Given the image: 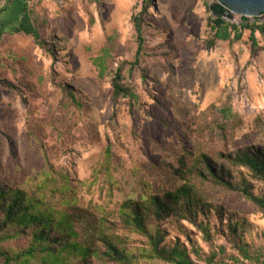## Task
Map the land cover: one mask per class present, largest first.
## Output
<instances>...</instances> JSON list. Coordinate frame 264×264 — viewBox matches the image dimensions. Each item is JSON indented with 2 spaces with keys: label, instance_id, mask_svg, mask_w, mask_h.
<instances>
[{
  "label": "rangeland",
  "instance_id": "374dc122",
  "mask_svg": "<svg viewBox=\"0 0 264 264\" xmlns=\"http://www.w3.org/2000/svg\"><path fill=\"white\" fill-rule=\"evenodd\" d=\"M214 4L223 5L152 0L142 12V0H67L62 8L28 0L38 42L12 22L0 39V186L20 185L38 197L52 196L46 190L53 188L55 199L45 198L53 206L69 198L59 192L66 178L75 230L91 223L141 249L146 238L123 229L118 207L186 184L192 206L181 200L160 220L149 215L151 229L164 235L161 245H183L195 264H239L234 244L242 240L264 262V214L210 178L202 159L264 198V182L231 160L264 150V37L256 33L252 48L243 29L239 41L210 45L207 6ZM223 6L228 24L264 22V14L243 18ZM135 15L143 43L134 64ZM117 69L134 99L113 102ZM27 233L0 240V248H27ZM211 253L218 256L207 263ZM91 263L104 264L98 257Z\"/></svg>",
  "mask_w": 264,
  "mask_h": 264
},
{
  "label": "trees",
  "instance_id": "16d2710c",
  "mask_svg": "<svg viewBox=\"0 0 264 264\" xmlns=\"http://www.w3.org/2000/svg\"><path fill=\"white\" fill-rule=\"evenodd\" d=\"M98 3L99 0H87ZM152 0H142V12L150 7ZM207 10L214 16L209 19L210 29L213 30V38L210 41H239L242 30L250 31L249 41L252 48L257 46L255 34L264 37V22L254 23L250 26L240 27L226 23L224 16H229L223 5L214 4L207 6ZM212 18V17H211ZM245 18V17H243ZM141 15L132 18L134 31L137 35V50L135 62L142 50V25ZM208 24V25H209ZM32 36L36 42L39 40L38 30L32 23L29 13L25 11L20 23L14 30ZM3 26L0 25V39L4 35ZM120 69H117L112 79V100L119 98H135L134 93L122 83ZM109 152V149H107ZM206 174L219 185L239 192L264 214V198L254 195L249 186L240 187L227 179L223 173L215 169L205 157H202ZM232 161L240 167L246 168L253 177L264 182V150H253L235 155ZM41 189L45 190V186ZM52 196H45L40 191L39 197L36 192L27 194L25 189L17 187L0 186V240L6 241L10 237H18L29 230L30 236L27 248L16 252L0 248L1 264H71V260H81V264H92L93 257L102 259V262L112 264H136L140 259H146L153 264H195L186 247L175 244L171 248L163 247L164 239L160 229H151L148 218L153 215L157 220L169 215L171 204L183 200L185 204L192 206L191 188L186 184L179 187L175 192H167L163 197L148 196L143 202L127 201L118 207L116 213L123 229L129 233L137 234L146 238V246L141 249H130L125 244V239L113 234L105 228L90 225L83 229L82 233L75 230L73 214L74 200L73 187L65 178V184L59 192L69 194V198L63 197L60 205H49L45 198L55 199L53 188L46 192ZM58 191V190H57ZM47 195V194H46ZM73 218V219H72ZM200 229V225H199ZM206 237V229L203 230ZM234 247L238 254L236 262L239 264H263L259 254L250 253L242 240L237 241ZM103 248V249H101ZM217 253H211L207 263H213ZM264 257V254L262 255ZM264 259V258H263Z\"/></svg>",
  "mask_w": 264,
  "mask_h": 264
},
{
  "label": "crops",
  "instance_id": "0c3cea01",
  "mask_svg": "<svg viewBox=\"0 0 264 264\" xmlns=\"http://www.w3.org/2000/svg\"><path fill=\"white\" fill-rule=\"evenodd\" d=\"M28 0H0V25L4 27L6 23H14L13 30L16 29L20 20L22 19L26 3ZM5 29L4 31L7 32Z\"/></svg>",
  "mask_w": 264,
  "mask_h": 264
},
{
  "label": "water",
  "instance_id": "95a60500",
  "mask_svg": "<svg viewBox=\"0 0 264 264\" xmlns=\"http://www.w3.org/2000/svg\"><path fill=\"white\" fill-rule=\"evenodd\" d=\"M232 13L244 17H259L264 14V0H218Z\"/></svg>",
  "mask_w": 264,
  "mask_h": 264
},
{
  "label": "built area",
  "instance_id": "2783aa9c",
  "mask_svg": "<svg viewBox=\"0 0 264 264\" xmlns=\"http://www.w3.org/2000/svg\"><path fill=\"white\" fill-rule=\"evenodd\" d=\"M54 1H55V4H56L58 7H60V8L64 7V5H65L66 2H67V0H54Z\"/></svg>",
  "mask_w": 264,
  "mask_h": 264
}]
</instances>
